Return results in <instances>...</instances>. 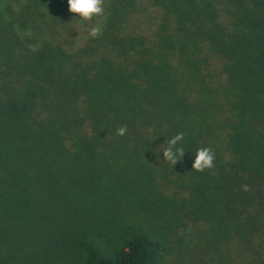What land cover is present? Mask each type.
Instances as JSON below:
<instances>
[{
	"label": "trees",
	"instance_id": "1",
	"mask_svg": "<svg viewBox=\"0 0 264 264\" xmlns=\"http://www.w3.org/2000/svg\"><path fill=\"white\" fill-rule=\"evenodd\" d=\"M16 5L0 8V264H181L192 243L202 264H264V0H105L76 25L67 0ZM201 147L215 167L198 173Z\"/></svg>",
	"mask_w": 264,
	"mask_h": 264
},
{
	"label": "clouds",
	"instance_id": "2",
	"mask_svg": "<svg viewBox=\"0 0 264 264\" xmlns=\"http://www.w3.org/2000/svg\"><path fill=\"white\" fill-rule=\"evenodd\" d=\"M105 0H67V11L76 14L81 21H92L94 17H101L105 14ZM102 33V27L93 25L88 29L90 38H97ZM127 133V126L122 125L116 130L117 136H124ZM184 133H178L167 140L166 146L162 150L163 160L174 166L185 150L178 147L179 142L184 139ZM215 153L209 147H201L195 152L194 160L191 165L192 171L203 173L211 170L214 165Z\"/></svg>",
	"mask_w": 264,
	"mask_h": 264
},
{
	"label": "rangeland",
	"instance_id": "3",
	"mask_svg": "<svg viewBox=\"0 0 264 264\" xmlns=\"http://www.w3.org/2000/svg\"><path fill=\"white\" fill-rule=\"evenodd\" d=\"M8 1L10 4H12L13 6V9H16V0H0V8H1V5H3V2H6ZM65 17L67 18V20L73 24L76 25V20H75V17H74V14L72 13H66L65 14ZM77 40V42H79L80 40V37L79 36H76L75 37V40ZM197 229L198 227L195 226L194 223H191L189 221H186L185 224H184V228L182 230V235L185 236L187 239L189 240H193L195 241L196 239V233H197ZM189 252L190 254L187 255L182 261H181V264H202L204 262H206L207 260L204 258V255H203V249L201 250L200 247H197L194 243H192L190 245V249H189ZM200 254H201V257H200Z\"/></svg>",
	"mask_w": 264,
	"mask_h": 264
}]
</instances>
